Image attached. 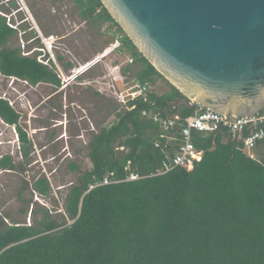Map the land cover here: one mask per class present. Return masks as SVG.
<instances>
[{
    "label": "trees",
    "instance_id": "obj_1",
    "mask_svg": "<svg viewBox=\"0 0 264 264\" xmlns=\"http://www.w3.org/2000/svg\"><path fill=\"white\" fill-rule=\"evenodd\" d=\"M71 1L92 29L107 25L112 43L118 40L119 51L133 60L121 67L122 76L151 90L126 108L93 92L101 119L86 144L90 168L82 172L70 163L78 178L66 191L62 213L38 207L28 225L0 212V264H264V144L250 157L227 131H192L201 160L190 170L154 175L172 158L184 120L205 109L178 104L183 95L138 52L99 0ZM16 34L0 15V74L58 90L56 70L37 61L39 52L24 57L9 45ZM20 119L0 99V121L14 127L22 159L15 164L2 156L1 171L23 172L28 164L31 144ZM163 122L173 127L165 129ZM131 173L141 178L126 181ZM106 178L108 185L88 191ZM29 187L40 197L51 191L45 175L24 182L20 191Z\"/></svg>",
    "mask_w": 264,
    "mask_h": 264
},
{
    "label": "rangeland",
    "instance_id": "obj_2",
    "mask_svg": "<svg viewBox=\"0 0 264 264\" xmlns=\"http://www.w3.org/2000/svg\"><path fill=\"white\" fill-rule=\"evenodd\" d=\"M14 2L16 6L9 7L7 0H0V15L6 17L7 22L18 30L9 45L19 47L20 50L23 45L26 51H31L34 48H44V43L50 42L52 48L46 54L49 58H54L65 77L69 70L93 59L112 44V32H106L107 25L99 30L92 29L81 20L78 9L71 0ZM26 17L29 18L30 29L29 25H25L22 30L20 20ZM29 32L34 33V41L28 36ZM57 57H61L63 61L59 63ZM128 59L129 56L115 52L63 90H56L46 84L36 87L18 82L12 84L18 95L26 99V108L18 110L22 114L19 126L28 135L31 149L23 172L0 170L2 214H8L15 221L29 225L32 223V212L39 213L38 207L51 210L53 216L63 212L66 191L78 178V173L70 170V163L74 162L82 172L90 168L86 144L90 133L95 129V122L101 119L96 115L100 103L93 92H99L118 104L113 92L108 90V85H111L108 70L116 63L121 67L126 66ZM65 63H70L72 67H65ZM110 74L112 77L113 73ZM123 78L124 83L118 82L116 85L119 90L133 85L129 78ZM9 85V81L0 78V96L14 100L17 93ZM162 89L161 85L157 92L161 93ZM111 120L112 117L107 122ZM5 155H10L15 164L22 160L15 129L0 121V158ZM41 175L49 180L51 191L48 196H38L31 187L20 191L24 182L30 185ZM27 202L31 204L28 206ZM20 210L27 213L21 215ZM36 217L39 218V215Z\"/></svg>",
    "mask_w": 264,
    "mask_h": 264
},
{
    "label": "water",
    "instance_id": "obj_3",
    "mask_svg": "<svg viewBox=\"0 0 264 264\" xmlns=\"http://www.w3.org/2000/svg\"><path fill=\"white\" fill-rule=\"evenodd\" d=\"M99 1L178 104L228 118L263 109L264 0Z\"/></svg>",
    "mask_w": 264,
    "mask_h": 264
},
{
    "label": "built area",
    "instance_id": "obj_4",
    "mask_svg": "<svg viewBox=\"0 0 264 264\" xmlns=\"http://www.w3.org/2000/svg\"><path fill=\"white\" fill-rule=\"evenodd\" d=\"M7 25L15 29L17 28L12 24L7 22ZM34 41V40H33ZM21 54L24 57H31L35 52H39L40 55L37 57V61L43 65L54 66L55 72L57 73L58 78L60 79L61 86L60 89L63 90L67 87V85L73 81L78 80L83 74L89 71L94 66L101 63V61L110 56L111 54L117 52V54L122 55L123 52L119 51L121 44L118 40H115L109 47L104 49L100 54L95 56L93 59L88 62L78 66L77 68L71 69L65 75L62 73L63 70L57 67L55 60L53 57L49 58L46 52L49 54L52 48V44L47 41L44 43V48H34L31 51H26L25 47L21 46ZM133 60L129 58L126 62V65H131ZM113 73L112 77L111 74ZM110 74V75H109ZM108 79L111 81V85H108V90L113 92V96L117 103L121 107H127L129 102H133L138 98H142L146 93L150 92L151 87L143 86L140 84H133L127 89L119 90L116 86L118 82L124 83V78L121 74V66L119 64H115L108 70ZM0 78L3 80L9 81V88L13 91L17 90L12 86L14 82H18L24 85L28 84L24 81H20L13 77H3L0 74ZM117 87V88H116ZM0 99H4L7 101L8 105L17 113L20 114L22 118V114L18 110H24L26 108V99L24 96H20L17 93V96L14 100L9 99L5 96H0ZM143 115H147L146 112ZM155 121L158 120L157 116H153ZM175 120H178L175 117ZM174 122H163V127L165 129H171L173 127ZM264 124V106L263 109L254 116L249 117H225L223 115L207 111L201 112L194 116L188 117L184 120V126L181 130V139L180 143L176 147L172 158L165 160L162 162L161 167L157 170L154 175H162L165 174L175 168H184L190 170L193 167V164L199 162L202 157V152L198 151L192 141H191V133L192 131H197L200 133H214L219 131H227L230 136L242 143L243 149L245 152L252 157L255 149L264 144V129L261 127ZM14 128V127H13ZM161 138H166L168 141H171L172 138L166 137L162 135ZM141 177L131 173L126 181H136ZM110 183L109 179H104L102 182L95 183L89 186L88 191L103 185H108Z\"/></svg>",
    "mask_w": 264,
    "mask_h": 264
},
{
    "label": "flooded vegetation",
    "instance_id": "obj_5",
    "mask_svg": "<svg viewBox=\"0 0 264 264\" xmlns=\"http://www.w3.org/2000/svg\"><path fill=\"white\" fill-rule=\"evenodd\" d=\"M15 0H7V5L9 6V7H15L16 6V2H14ZM18 10V9H17ZM19 11V13H20V10H18ZM20 22H21V24H22V26H20V28L22 29V30H24L25 29V27L27 26V25H29V28L28 29H30V24H29V18H24V19H21L20 20ZM24 24V25H23ZM26 25V26H25ZM18 31V30H17ZM28 36L29 37H31V41L32 40H34L35 39V36H34V33L33 32H29L28 33Z\"/></svg>",
    "mask_w": 264,
    "mask_h": 264
},
{
    "label": "crops",
    "instance_id": "obj_6",
    "mask_svg": "<svg viewBox=\"0 0 264 264\" xmlns=\"http://www.w3.org/2000/svg\"><path fill=\"white\" fill-rule=\"evenodd\" d=\"M7 126V125H6Z\"/></svg>",
    "mask_w": 264,
    "mask_h": 264
}]
</instances>
